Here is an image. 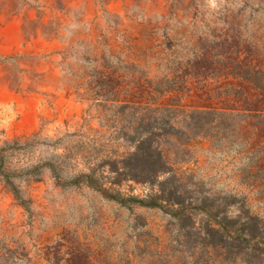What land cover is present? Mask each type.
Segmentation results:
<instances>
[{
    "label": "rangeland",
    "instance_id": "rangeland-1",
    "mask_svg": "<svg viewBox=\"0 0 264 264\" xmlns=\"http://www.w3.org/2000/svg\"><path fill=\"white\" fill-rule=\"evenodd\" d=\"M254 47L264 70V0H0V264L193 263L161 209L72 183L93 168L109 194L150 193L101 176L134 151L126 105L240 113L161 148L188 193L233 195L264 224V129L243 114L263 96Z\"/></svg>",
    "mask_w": 264,
    "mask_h": 264
},
{
    "label": "trees",
    "instance_id": "trees-1",
    "mask_svg": "<svg viewBox=\"0 0 264 264\" xmlns=\"http://www.w3.org/2000/svg\"><path fill=\"white\" fill-rule=\"evenodd\" d=\"M256 53L257 47L249 53L250 62L245 79L250 87L259 89L263 96L255 101L245 97L248 108L243 114H246V118L258 119L255 126L264 129V109L261 106L264 105V70L256 64ZM124 109H133L135 114V135L125 133L123 137L126 143L133 146L134 151L128 153L123 160L110 165V177L104 173L101 176L111 185L134 181L148 187L150 193L145 198L109 194V189L100 183V173L93 168L90 173L80 175L72 183L84 181L122 204L134 202L143 207L164 211L173 219L178 229L185 232L184 236L188 238L186 244L191 242L188 251L192 252V264H216V253L223 249L226 255L247 256L248 259L244 260L246 264L262 261V220L233 195L216 197L208 194L202 197L197 196L196 191L188 193L184 181L167 161L161 148L163 142L176 138L177 133L187 135L202 132L206 128L217 127L218 121H232L240 113L218 109L186 111L179 106L159 107L149 104L126 105ZM210 118L209 122L206 121ZM245 123L248 124V121ZM232 206L237 207L235 213L230 211Z\"/></svg>",
    "mask_w": 264,
    "mask_h": 264
}]
</instances>
